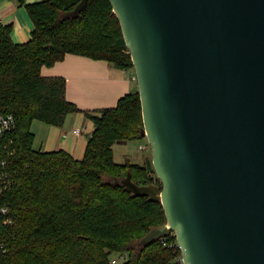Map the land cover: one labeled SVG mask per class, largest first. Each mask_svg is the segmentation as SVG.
Masks as SVG:
<instances>
[{
	"label": "water",
	"instance_id": "water-1",
	"mask_svg": "<svg viewBox=\"0 0 264 264\" xmlns=\"http://www.w3.org/2000/svg\"><path fill=\"white\" fill-rule=\"evenodd\" d=\"M109 1L161 189L121 184L166 217L138 245L173 232L184 264H264V0Z\"/></svg>",
	"mask_w": 264,
	"mask_h": 264
},
{
	"label": "trees",
	"instance_id": "trees-1",
	"mask_svg": "<svg viewBox=\"0 0 264 264\" xmlns=\"http://www.w3.org/2000/svg\"><path fill=\"white\" fill-rule=\"evenodd\" d=\"M10 1L24 7L33 31L18 44L11 39L12 24L0 22V113L15 120L2 141H13L8 146L13 153L0 149L5 162L0 171L7 170L10 182L0 194V206L8 210L0 215V264H110L115 254L126 255L118 264H179L173 232L138 245L166 217L159 201L121 184L129 175L138 186L161 189L151 160L142 165L113 160L116 142L141 139L138 92L122 96L114 107L84 111L66 98L63 77L40 73L67 54L133 70L110 1L87 0L75 16L68 14L81 0ZM78 112L92 123L81 159L63 150L33 149L34 120L60 128ZM6 219L11 223H3Z\"/></svg>",
	"mask_w": 264,
	"mask_h": 264
},
{
	"label": "crops",
	"instance_id": "crops-1",
	"mask_svg": "<svg viewBox=\"0 0 264 264\" xmlns=\"http://www.w3.org/2000/svg\"><path fill=\"white\" fill-rule=\"evenodd\" d=\"M22 14L16 2L0 0V22L12 24L11 39L18 44L30 40L33 31L30 19ZM40 73L44 77H63L66 98L84 111L114 107L119 98L137 91L133 70H119L105 61L78 55L67 54L54 65L43 66ZM76 130H79L78 135L74 133ZM91 131L90 120L81 112L73 113L58 130L53 127L46 133L41 132L37 149L43 152L63 150L72 158L81 159Z\"/></svg>",
	"mask_w": 264,
	"mask_h": 264
},
{
	"label": "rangeland",
	"instance_id": "rangeland-1",
	"mask_svg": "<svg viewBox=\"0 0 264 264\" xmlns=\"http://www.w3.org/2000/svg\"><path fill=\"white\" fill-rule=\"evenodd\" d=\"M39 1L40 0H24L26 4L28 2L34 3ZM18 8L20 9V11H22L23 13L22 15H24V17H28L24 7L18 6ZM49 128H53V126H49L47 124H44L36 120L32 122L31 132L35 135L33 142L34 150H38L37 145L42 136L41 132L46 133V130H48ZM55 129L58 130L59 128L55 127ZM140 147H142V149H140ZM112 151H113V160L115 163H124L125 160H128V163L142 165L145 160H151L152 158L151 146L146 138H141L139 140L127 141V142L124 141L116 142L112 147ZM124 180L125 178H123L121 182ZM119 257L120 256L118 254L112 256V258L116 260H118Z\"/></svg>",
	"mask_w": 264,
	"mask_h": 264
},
{
	"label": "built area",
	"instance_id": "built-area-1",
	"mask_svg": "<svg viewBox=\"0 0 264 264\" xmlns=\"http://www.w3.org/2000/svg\"><path fill=\"white\" fill-rule=\"evenodd\" d=\"M133 80H135V76L132 77ZM15 128V120L13 118L12 115L9 114H3L0 113V149L2 150H7V154H12L13 151H9L8 148L11 147L13 141L9 140L7 144L3 145L2 141L5 140L6 136L8 133L12 132ZM76 135L79 134V130H76L74 132ZM9 146V147H8ZM140 149H142V147H140ZM1 150V151H2ZM5 164L4 161L0 162V167H3ZM8 175L9 173L7 172V170H1L0 171V194L2 192L3 189H6L9 185L10 182H8ZM8 212L7 208L4 206H0V215H6ZM3 223L5 224H10L11 220L10 219H6L3 221ZM177 247L179 248L178 244ZM180 250V248H179ZM120 257L118 258V260L112 258L110 261V264H118L120 261H125L126 260V255H119ZM179 264H184L183 263V258L181 255V251H180V255L176 260Z\"/></svg>",
	"mask_w": 264,
	"mask_h": 264
}]
</instances>
